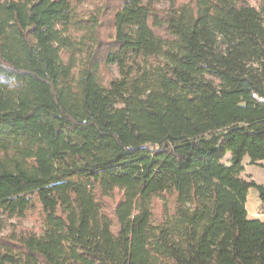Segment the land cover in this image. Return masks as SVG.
I'll return each instance as SVG.
<instances>
[{
	"label": "trees",
	"instance_id": "1",
	"mask_svg": "<svg viewBox=\"0 0 264 264\" xmlns=\"http://www.w3.org/2000/svg\"><path fill=\"white\" fill-rule=\"evenodd\" d=\"M80 1L0 0V264H264V0Z\"/></svg>",
	"mask_w": 264,
	"mask_h": 264
},
{
	"label": "rangeland",
	"instance_id": "2",
	"mask_svg": "<svg viewBox=\"0 0 264 264\" xmlns=\"http://www.w3.org/2000/svg\"><path fill=\"white\" fill-rule=\"evenodd\" d=\"M157 8L166 9L172 2V0H157ZM175 1H186V0H175ZM117 0H82L76 6L78 14L87 16L88 13L94 10H101V25L99 28L101 41L103 43H107L112 35L113 31L109 26V17L108 16V8H113ZM251 3L254 2L251 0ZM84 58V56H82ZM101 78L102 81L106 82L110 78L117 76V71L114 66H103L101 69ZM227 153L222 158V162L224 164L229 163V156ZM242 166L244 171L240 174V177L248 181L252 180L257 185L264 187V162L252 163L249 155L244 156L242 159ZM247 202L246 209L248 212H258L264 213V207L261 203L260 197H258V191L255 186H250L247 191ZM159 214V206L156 204L154 208V215ZM262 216V215H261ZM262 222H264V217H260ZM41 226V220L38 219L37 212H29L26 216L18 219V218H8L6 219L4 216L0 215V237L7 236L10 232L15 231L18 232L20 229H31L35 232H38Z\"/></svg>",
	"mask_w": 264,
	"mask_h": 264
},
{
	"label": "crops",
	"instance_id": "3",
	"mask_svg": "<svg viewBox=\"0 0 264 264\" xmlns=\"http://www.w3.org/2000/svg\"><path fill=\"white\" fill-rule=\"evenodd\" d=\"M245 208H246V205H245ZM246 212H248L247 209H246ZM260 217H264V213H258V212H251L250 213V212H248V218H250V219L251 218H258V219H260Z\"/></svg>",
	"mask_w": 264,
	"mask_h": 264
},
{
	"label": "built area",
	"instance_id": "4",
	"mask_svg": "<svg viewBox=\"0 0 264 264\" xmlns=\"http://www.w3.org/2000/svg\"><path fill=\"white\" fill-rule=\"evenodd\" d=\"M259 99V101H264V98L263 97H261V98H258Z\"/></svg>",
	"mask_w": 264,
	"mask_h": 264
}]
</instances>
